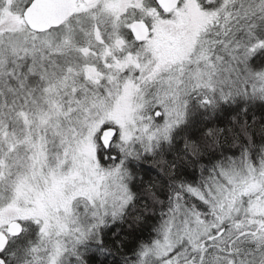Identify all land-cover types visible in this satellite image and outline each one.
<instances>
[{
  "label": "snow or ice",
  "instance_id": "1",
  "mask_svg": "<svg viewBox=\"0 0 264 264\" xmlns=\"http://www.w3.org/2000/svg\"><path fill=\"white\" fill-rule=\"evenodd\" d=\"M0 264H264V0H0Z\"/></svg>",
  "mask_w": 264,
  "mask_h": 264
}]
</instances>
